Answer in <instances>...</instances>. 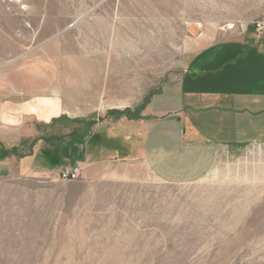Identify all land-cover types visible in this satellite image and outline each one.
Wrapping results in <instances>:
<instances>
[{"label": "rangeland", "instance_id": "obj_1", "mask_svg": "<svg viewBox=\"0 0 264 264\" xmlns=\"http://www.w3.org/2000/svg\"><path fill=\"white\" fill-rule=\"evenodd\" d=\"M263 17L264 0H0V126L63 143L137 115V157L77 165L74 180L20 164L0 175V264H264V142L218 146L207 175L165 182L139 128L196 50ZM39 96L59 98L60 116L23 120Z\"/></svg>", "mask_w": 264, "mask_h": 264}, {"label": "crops", "instance_id": "obj_2", "mask_svg": "<svg viewBox=\"0 0 264 264\" xmlns=\"http://www.w3.org/2000/svg\"><path fill=\"white\" fill-rule=\"evenodd\" d=\"M38 98L18 109L23 120L42 114V120L53 121L60 116L59 98ZM142 115L140 154L165 182H188L207 175L218 146L264 142V35L257 34L252 21L196 50L184 72L151 96ZM111 118L91 128L84 124L82 136L72 132L63 143L53 136L29 142L30 133L20 134L14 121V125L0 126L3 146L27 142L31 148L24 155L11 154L0 161V175L11 172L15 164L27 172L77 165L85 172L95 170L102 161L137 157V115L117 121ZM126 124L129 129L125 130ZM94 125L98 126L95 130Z\"/></svg>", "mask_w": 264, "mask_h": 264}, {"label": "built area", "instance_id": "obj_3", "mask_svg": "<svg viewBox=\"0 0 264 264\" xmlns=\"http://www.w3.org/2000/svg\"><path fill=\"white\" fill-rule=\"evenodd\" d=\"M255 29L258 35H264V18H259L254 21ZM238 28H243V25H237L235 23H230L227 25L229 31H234ZM83 173V170L79 166L72 167L71 169H63L60 171V176L63 179L74 180Z\"/></svg>", "mask_w": 264, "mask_h": 264}, {"label": "trees", "instance_id": "obj_4", "mask_svg": "<svg viewBox=\"0 0 264 264\" xmlns=\"http://www.w3.org/2000/svg\"><path fill=\"white\" fill-rule=\"evenodd\" d=\"M130 112H131L130 110H125L124 113L130 114ZM132 117H130V118H132ZM11 154H18L17 147H14L12 150H8L0 143V158H5Z\"/></svg>", "mask_w": 264, "mask_h": 264}]
</instances>
